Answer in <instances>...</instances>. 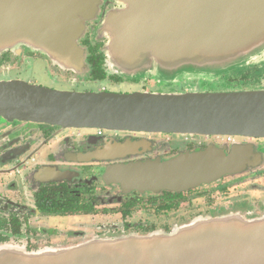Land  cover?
Wrapping results in <instances>:
<instances>
[{"label": "water", "instance_id": "1", "mask_svg": "<svg viewBox=\"0 0 264 264\" xmlns=\"http://www.w3.org/2000/svg\"><path fill=\"white\" fill-rule=\"evenodd\" d=\"M0 0V54L28 48L82 73L87 26L109 74L159 83L211 80L264 61V0ZM0 116L62 128L264 138V89L201 92H74L0 81ZM251 150L209 148L140 162L123 182L185 190L259 165ZM0 264H264V216L198 220L147 237L93 240L68 249L0 247Z\"/></svg>", "mask_w": 264, "mask_h": 264}, {"label": "flooded vegetation", "instance_id": "2", "mask_svg": "<svg viewBox=\"0 0 264 264\" xmlns=\"http://www.w3.org/2000/svg\"><path fill=\"white\" fill-rule=\"evenodd\" d=\"M108 1L102 0L100 20L112 8ZM97 28V22L88 24L80 40L86 54L82 73L22 48L0 54V81L20 80L63 91L93 84L98 91L90 92L109 93L117 92L108 89L128 90L123 84L147 81L107 72L101 51L105 43L94 40ZM221 79L229 87L236 79L264 85V62L222 74ZM234 147L249 148L260 157L259 165L185 190L137 189L122 179L124 169L140 162L168 161L209 148L229 154ZM233 214L247 219L264 216V138L62 128L0 116V247L61 250L93 240L168 234L198 220Z\"/></svg>", "mask_w": 264, "mask_h": 264}, {"label": "rangeland", "instance_id": "3", "mask_svg": "<svg viewBox=\"0 0 264 264\" xmlns=\"http://www.w3.org/2000/svg\"><path fill=\"white\" fill-rule=\"evenodd\" d=\"M264 61H261L257 64H253V65H249L247 67H253L255 65H258L260 63H262ZM246 68V67H245ZM243 68V69H245ZM243 69H239V70H232L233 72L235 71H240ZM232 71L228 72L227 74L231 73ZM221 76H217L214 79L211 80H188V79H181L178 80L176 83H172V84H164V83H159V81L155 80V79H149L146 78L145 76L140 75V77H135V80H141V79H145L147 81H142L140 83L137 84H129V85H125L123 84V86L128 89V90H124V89H108L107 91H111V92H139V91H143V89H147L149 88L147 91L149 92H173V91H180V90H188V91H201V92H217V91H239V90H246V89H264V85H253L251 83H247L244 82L243 80H241V82H238V79H236L235 81H233V83H231V86L229 87L227 84H224V81L221 79ZM126 78V77H125ZM154 82H158L156 83L157 86H154ZM203 82H207V84L205 85ZM45 86H49V87H54L57 89H69L67 86H53L52 84L49 83H43ZM93 84H90L88 86H79V87H71L70 91H76V92H90V91H98V89L95 88V86H92ZM154 86V87H153ZM100 87H104L107 88L105 85L100 86ZM111 87V86H109ZM113 88H119V86L115 85L112 86ZM151 87H153L151 89Z\"/></svg>", "mask_w": 264, "mask_h": 264}]
</instances>
